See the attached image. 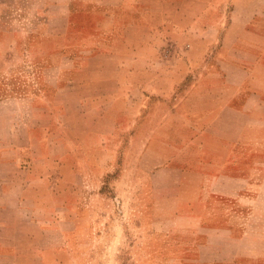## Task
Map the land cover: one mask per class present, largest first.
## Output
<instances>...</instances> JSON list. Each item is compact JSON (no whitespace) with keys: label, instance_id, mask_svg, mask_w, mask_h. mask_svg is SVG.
Here are the masks:
<instances>
[{"label":"crops","instance_id":"1","mask_svg":"<svg viewBox=\"0 0 264 264\" xmlns=\"http://www.w3.org/2000/svg\"><path fill=\"white\" fill-rule=\"evenodd\" d=\"M82 19L41 32V80L0 95V264H51L68 217L37 215L36 202L53 181L83 178L86 157L115 164L113 134L137 129L170 141L137 192L171 198L170 260H235L244 209L232 199L264 198V0H92Z\"/></svg>","mask_w":264,"mask_h":264},{"label":"rangeland","instance_id":"2","mask_svg":"<svg viewBox=\"0 0 264 264\" xmlns=\"http://www.w3.org/2000/svg\"><path fill=\"white\" fill-rule=\"evenodd\" d=\"M91 2L0 0V95L19 85L35 86L41 80L40 71L33 67L40 59L41 32L56 34L65 28H81V18L91 13ZM27 33L36 36L32 43L25 38ZM161 119L159 115L148 118L145 128L150 130ZM153 135L138 129L116 132L115 164L93 165L86 157L81 165L83 178L72 179L66 188L60 182L51 183L47 195L36 202L44 211L37 215L68 217L66 241L62 250L51 254V264H179L170 260L176 250L169 240L178 231L171 198L137 196L145 187L146 174L165 167L167 159L159 156L171 147L165 134H158V140H153ZM146 141L152 147L143 152ZM155 188V193H162L165 186L160 182L155 183ZM232 200L236 208L244 209L232 214L236 219L234 234L244 238L243 253L223 264H264V198L258 203ZM61 203L66 209L60 210ZM34 205L35 201L30 207ZM253 207L257 212L252 216L248 210ZM185 222L191 224V219ZM22 263L26 264L19 262Z\"/></svg>","mask_w":264,"mask_h":264}]
</instances>
